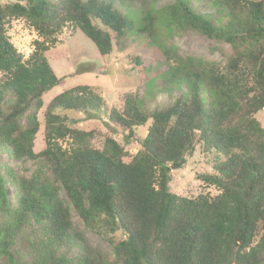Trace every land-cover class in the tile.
<instances>
[{
  "label": "trees",
  "instance_id": "trees-1",
  "mask_svg": "<svg viewBox=\"0 0 264 264\" xmlns=\"http://www.w3.org/2000/svg\"><path fill=\"white\" fill-rule=\"evenodd\" d=\"M159 1H0V152L17 165L0 173V264H264V0H205L201 13L192 7L201 0ZM136 2L138 20L130 13ZM22 19L44 38L28 59L8 36L10 22ZM68 25L101 57L143 34L170 64L163 91L179 97L151 111L136 94L107 113L103 97L78 85L45 105L61 83L47 42ZM190 31L229 45L224 63L184 56L163 40ZM130 58L141 80L140 59ZM61 112L104 114L129 137L137 128L147 133L126 161L118 141L94 148L95 132ZM197 143L213 155L212 173L200 179L218 190L215 197L169 189L171 170L186 166ZM75 216L86 230L76 228ZM87 231L110 249L94 247Z\"/></svg>",
  "mask_w": 264,
  "mask_h": 264
},
{
  "label": "rangeland",
  "instance_id": "rangeland-1",
  "mask_svg": "<svg viewBox=\"0 0 264 264\" xmlns=\"http://www.w3.org/2000/svg\"><path fill=\"white\" fill-rule=\"evenodd\" d=\"M2 3H12L15 0H0ZM176 0H160L158 7L174 3ZM139 2V1H138ZM136 2L131 9V16L134 20L140 18V3ZM205 0L194 1L192 7L198 12H204ZM136 27H139L136 26ZM159 31L163 32L160 27ZM165 33V32H164ZM8 36L18 52L28 59L35 50V42L43 41L26 21L13 20L8 28ZM167 41L179 47L184 56L193 55L209 60H214L220 64L225 61L224 53L229 52L227 44L214 42L195 32H188L183 35H176ZM48 52L45 53L51 67L57 77L61 79L60 85L48 92L44 96L45 105L62 92L72 89L78 85L89 86L105 101L104 111L109 113L113 108L121 111L122 105L128 96L138 95L148 98V108L153 110L164 109L179 97L177 90L163 91L162 78L169 70L165 57L159 49L147 41L143 34H130L125 43V49H118L115 46L113 53L108 57H101L94 44L87 39L78 28L73 25L65 27L61 34L57 35L56 43L50 44ZM132 56L140 59V69L144 70L143 78L140 80L136 75V64L131 61ZM68 117L69 123L83 131H94L95 138L91 145L96 149H103L107 138L112 137L125 147L130 158L135 156L140 149V143L147 133V127L137 128L134 136L129 137V132L109 123L104 114H88L75 112H61ZM264 121V112L258 116ZM63 148L68 147L64 142ZM45 148V138L43 133H39L36 139V152H41ZM212 154L204 153L202 144L197 143L195 152L188 157L186 166L180 170H171L172 181L169 189L182 197L196 198L199 195H210L215 197L219 194L215 187L206 185L200 176L212 173ZM6 167L17 170V165L12 162L7 154L0 152V173H6ZM8 194L13 200L14 188L7 185ZM65 198V194H62ZM76 228L80 231L86 230L84 223L78 216H75ZM87 235L94 247L102 246L107 250L109 245L102 241V238L87 231Z\"/></svg>",
  "mask_w": 264,
  "mask_h": 264
}]
</instances>
